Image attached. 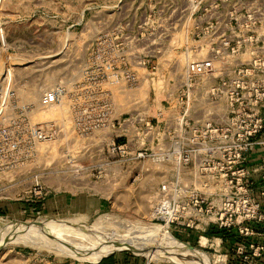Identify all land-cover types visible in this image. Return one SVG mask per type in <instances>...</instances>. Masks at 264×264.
I'll use <instances>...</instances> for the list:
<instances>
[{
  "label": "rangeland",
  "instance_id": "1",
  "mask_svg": "<svg viewBox=\"0 0 264 264\" xmlns=\"http://www.w3.org/2000/svg\"><path fill=\"white\" fill-rule=\"evenodd\" d=\"M189 7L190 0H0V122L14 117L23 104L36 105L44 91L59 85L68 91L62 106L32 114L34 124L53 123L59 134L39 147L29 165L15 170L21 181L15 190L0 194V264H100L104 259L115 264H229L232 252L247 264H264V235L244 245L225 243L209 235L210 227L187 232L153 218L151 203L159 186L175 174V163L122 158L108 143L98 144L106 136L74 129L70 96L78 89L87 92L93 83L126 102L122 113L153 104V89L161 84L151 80L150 67L135 68L140 83L131 91L128 87L125 97L118 94L124 83L105 82L104 66L122 57L133 60L132 65L137 57L164 66L183 59L177 46L185 43L191 26ZM248 7V0H224L220 14L226 23L229 13L242 15ZM245 21L240 18V24ZM43 171L45 186L57 194L45 201V210L33 211L25 206L33 189L30 177ZM7 180L0 178V185ZM89 197L101 199L105 208L86 206ZM155 226L194 250L197 258L175 256L171 241L150 232ZM120 239L128 240L130 249L116 248L97 259L102 248ZM252 245L262 248L260 257H253ZM239 247L245 248L243 254Z\"/></svg>",
  "mask_w": 264,
  "mask_h": 264
},
{
  "label": "built area",
  "instance_id": "2",
  "mask_svg": "<svg viewBox=\"0 0 264 264\" xmlns=\"http://www.w3.org/2000/svg\"><path fill=\"white\" fill-rule=\"evenodd\" d=\"M223 4L220 0L209 7L205 0H190L191 26L180 46L183 59L165 66L141 57L134 65L127 57L106 63L105 82L124 83L118 94L125 97L128 87L131 91L140 83L135 68L150 67L151 80L161 88L153 89V104L146 110L120 112L126 102L96 83L87 92L74 90L69 108L74 129L106 136L98 144L108 143L113 154L176 164L175 174L159 186L151 203L159 223L168 229L183 226L187 232L215 227L252 240L263 237L255 226H264V182L256 181L249 167L250 154L264 150V0H248L246 12L229 13L226 23L220 14ZM240 18L246 21L240 24ZM67 92L63 85L44 91L36 105L23 104L4 120L7 124L0 122V178H8L0 194L15 190L21 183L15 170L29 165L39 147L59 134L53 123L34 124L32 114L62 106ZM7 95L14 96L9 90ZM44 174L30 177L33 189L26 203L39 205L53 194ZM260 249L255 248L254 258L261 256Z\"/></svg>",
  "mask_w": 264,
  "mask_h": 264
},
{
  "label": "bare ground",
  "instance_id": "3",
  "mask_svg": "<svg viewBox=\"0 0 264 264\" xmlns=\"http://www.w3.org/2000/svg\"><path fill=\"white\" fill-rule=\"evenodd\" d=\"M142 226V225H141ZM137 229V228H136ZM141 230V229H140ZM149 230H150V228H149ZM15 231H16V229H15ZM20 232V231H19ZM150 232H156V233H160L161 235H162V237L163 238H165L166 240H169V241H171L172 242V244H173V247L172 248H174V249H172L173 251H171V252H173L174 253V255L175 256H180V255H182V256H186V257H188V258H190V259H193V258H197L196 256H197V254H196V252L194 251V250H186V249H184L182 246H180L179 244H178V242L177 241H175L171 236H169V233L163 228V227H161V226H155V227H153L152 229H151V231ZM21 233V232H20ZM19 233V234H20ZM24 233H22L21 235H23ZM18 235V234H17ZM25 235V234H24ZM156 235H158V234H156ZM152 236V235H151ZM158 236H160V235H158ZM44 237V236H43ZM34 238V237H33ZM32 238V239H33ZM27 239V238H26ZM23 241H25V240H23ZM27 241V240H26ZM30 241V240H29ZM137 241V240H136ZM52 242H53V240H52ZM112 243V242H111ZM111 243H110V245H106L104 248H102L101 249V256L100 257H96L97 259H101V258H103V257H106L108 254H110V253H112L113 251H114V249H116V248H118V249H120V248H129V245H128V240H121L120 239V241H115V242H113L112 243V245H111ZM34 244V243H33ZM53 244V243H52ZM51 244V245H52ZM108 244H109V242H108ZM132 244V243H131ZM130 244V246H132ZM167 244H170V243H168L167 242ZM65 245V244H64ZM145 245V244H144ZM47 246V245H46ZM54 246V245H53ZM61 247H63V246H61ZM51 248V247H50ZM170 248V247H169ZM69 249V248H68ZM67 249V250H68ZM130 249V248H129ZM69 251V250H68ZM77 251V250H76ZM75 251V252H76ZM144 251V250H143ZM93 252V251H92ZM135 253V252H134ZM173 253H172V256H173ZM178 254H180V255H178ZM66 255V254H65ZM74 255V254H73ZM95 255V254H94ZM85 256V255H84ZM93 256V255H92ZM97 256H98V254H97ZM109 256V255H108ZM147 256V255H146ZM73 257V256H72ZM81 257V256H80ZM94 258V257H93ZM163 258H164V256H163ZM169 258V257H168ZM162 259V258H161ZM166 260H170V259H167V258H165ZM173 260H174V258H173ZM188 260V259H187ZM194 260V259H193ZM171 261V260H170ZM205 261V260H204ZM192 262V261H191ZM206 262V261H205ZM199 263V262H198ZM205 264V263H204Z\"/></svg>",
  "mask_w": 264,
  "mask_h": 264
},
{
  "label": "trees",
  "instance_id": "4",
  "mask_svg": "<svg viewBox=\"0 0 264 264\" xmlns=\"http://www.w3.org/2000/svg\"><path fill=\"white\" fill-rule=\"evenodd\" d=\"M26 207L32 209L33 211H35L36 209H40L41 211L45 210V206L44 203L41 204H37V205H25ZM0 209H4L3 207H1ZM1 213H3V211H0ZM256 231H258L259 233H261L262 235H264V226H255ZM209 235L210 236H214L217 238H220L223 240V242L227 243H241L244 245V243L249 242L250 240L247 239H241V238H236V235L234 234L233 231H222L220 232L219 230H217L215 227H211L210 231H209ZM229 257V264H247L244 261V257L243 256H238L236 255V252H232V254L228 255ZM100 264H113L111 263L110 260H102L100 262Z\"/></svg>",
  "mask_w": 264,
  "mask_h": 264
},
{
  "label": "crops",
  "instance_id": "5",
  "mask_svg": "<svg viewBox=\"0 0 264 264\" xmlns=\"http://www.w3.org/2000/svg\"><path fill=\"white\" fill-rule=\"evenodd\" d=\"M176 44L177 43H175V41H174L171 43V46L172 45L176 46ZM180 46H177V48H180ZM172 49H173V47H172ZM249 167L252 171H254L255 180L258 181L259 183H263L264 182V150L263 149L256 150L250 154V156H249ZM55 194H57V193H55ZM55 194H53L52 196H55ZM48 198L46 199L47 201L45 200L46 202L50 201V200H48ZM2 204L6 205L5 203H2ZM84 204L86 206L92 207V208H105V204L101 202V199L94 198V197H92V198L89 197L87 199V201L84 202ZM44 206H47V204H45V202H44ZM110 261H111V263L115 264L114 259H110Z\"/></svg>",
  "mask_w": 264,
  "mask_h": 264
},
{
  "label": "water",
  "instance_id": "6",
  "mask_svg": "<svg viewBox=\"0 0 264 264\" xmlns=\"http://www.w3.org/2000/svg\"><path fill=\"white\" fill-rule=\"evenodd\" d=\"M100 262H101V261H100ZM100 262H99V263H100Z\"/></svg>",
  "mask_w": 264,
  "mask_h": 264
}]
</instances>
